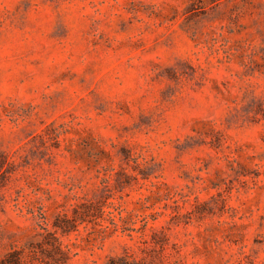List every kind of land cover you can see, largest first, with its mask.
I'll use <instances>...</instances> for the list:
<instances>
[{"label": "rangeland", "instance_id": "rangeland-1", "mask_svg": "<svg viewBox=\"0 0 264 264\" xmlns=\"http://www.w3.org/2000/svg\"><path fill=\"white\" fill-rule=\"evenodd\" d=\"M0 264H264V0H0Z\"/></svg>", "mask_w": 264, "mask_h": 264}]
</instances>
